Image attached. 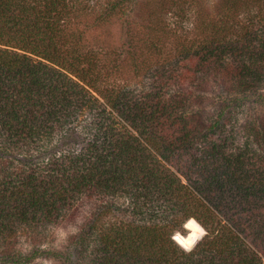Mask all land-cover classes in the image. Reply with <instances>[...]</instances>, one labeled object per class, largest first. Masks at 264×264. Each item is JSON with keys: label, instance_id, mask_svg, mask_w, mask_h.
<instances>
[{"label": "trees", "instance_id": "1", "mask_svg": "<svg viewBox=\"0 0 264 264\" xmlns=\"http://www.w3.org/2000/svg\"><path fill=\"white\" fill-rule=\"evenodd\" d=\"M87 3L0 0V264H264V152L249 144L264 140V0ZM111 19L114 71L145 84L96 96L81 42ZM189 218L205 232L185 249L172 235Z\"/></svg>", "mask_w": 264, "mask_h": 264}, {"label": "rangeland", "instance_id": "2", "mask_svg": "<svg viewBox=\"0 0 264 264\" xmlns=\"http://www.w3.org/2000/svg\"><path fill=\"white\" fill-rule=\"evenodd\" d=\"M88 1L89 3H87V5H89L90 8L87 9L89 10L94 9L96 11V9L93 8L95 0H88ZM98 8L99 7L97 6V9ZM171 20H173L171 23L172 25L175 24V22L177 24V27L170 25L171 27L176 28L175 35H177V38L184 37L185 36L184 33L182 32L179 34L178 31L179 29L178 27L182 26L181 21L180 20L178 21L174 17ZM81 21L83 22V19ZM89 22H90V28L89 30H87V37H85V39L82 40L81 44L86 45L83 49V53H85L86 56L90 58V60L92 61L91 64L93 65L95 64L96 66L95 71L96 70L99 71H97L98 81L96 82L97 83L96 88L92 87L94 86L93 83L87 84L86 88L96 96L99 94V90L103 88H112L118 86L127 87L131 89L142 88L143 84H145V77H143L142 74H135L134 72H132L128 68V65L126 63H123L121 65L120 72L114 71L116 70V68L114 66L112 67V65L114 64L113 58H118L117 54H119L118 51L119 49L117 47H119V44L123 42V40L125 39V35H124L125 26H123L121 22L117 19H111L108 23H105L103 27H98L96 22L92 23L90 20ZM86 23L88 24V22ZM142 25L145 26V23H142ZM133 27H134L133 25L130 26V28ZM138 30L141 32L145 31V29L142 26H139ZM104 60L108 61L109 65L104 66ZM199 98L201 104L200 109L202 108L201 109L202 117L204 115L205 117L206 116L213 117L216 112V108L213 107L214 102L213 100L210 99V94L203 95L202 93V95ZM254 112H257L262 117V119L264 118V106L254 107ZM239 117H240V122L245 123V120H247L250 117V114L248 115V113H246V115L244 116L239 115ZM249 144L256 151L264 152V140L252 138L251 141H249ZM93 200L94 198L92 199V198L83 197L80 200V202L67 215L62 217L56 225L50 228L51 230L49 231V235H50L49 237L53 238L56 241V243H59L63 239H65L68 235L73 233L80 226V224H82L84 218L88 215ZM189 219H194V218H189ZM187 220L184 222L183 232H179L182 235L187 232L186 229L188 228L186 226ZM194 221L196 220L194 219ZM204 232L205 231L202 229L199 238L204 234ZM20 239L23 240L24 237L21 236ZM36 264H57V263L48 259H41V260H37Z\"/></svg>", "mask_w": 264, "mask_h": 264}, {"label": "bare ground", "instance_id": "3", "mask_svg": "<svg viewBox=\"0 0 264 264\" xmlns=\"http://www.w3.org/2000/svg\"><path fill=\"white\" fill-rule=\"evenodd\" d=\"M186 226L189 228V234L187 237L180 236L179 233L175 235V240L178 241L180 244H183L184 246H190L191 242H189V239L192 236L198 237L201 234L202 227L194 221V219H189L186 222ZM188 248V247H187Z\"/></svg>", "mask_w": 264, "mask_h": 264}, {"label": "water", "instance_id": "4", "mask_svg": "<svg viewBox=\"0 0 264 264\" xmlns=\"http://www.w3.org/2000/svg\"><path fill=\"white\" fill-rule=\"evenodd\" d=\"M201 226V225H200ZM187 229V232L185 233V234H180L179 232H175L173 235H172V238L175 240V235L177 234V233H179L180 235H182V236H184V237H187L188 236V234H189V230H188V228H186ZM203 229V228H202ZM204 230V229H203ZM199 238V236L198 237H196V236H192L190 239H189V242H191V245L190 246H188V248L186 247V246H184L183 244H180L179 242H177L180 246H182L183 248H185V249H189L190 247H192V245L196 242V240ZM176 241V240H175Z\"/></svg>", "mask_w": 264, "mask_h": 264}]
</instances>
